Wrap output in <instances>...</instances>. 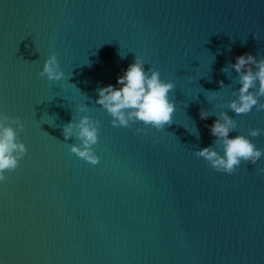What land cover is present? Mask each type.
Segmentation results:
<instances>
[{"label": "water", "instance_id": "1", "mask_svg": "<svg viewBox=\"0 0 264 264\" xmlns=\"http://www.w3.org/2000/svg\"><path fill=\"white\" fill-rule=\"evenodd\" d=\"M245 52L264 56V0H0V109L28 149L0 181V264H264V157L226 173L196 155L221 111L229 136L264 129V110L227 108ZM52 53L64 80L40 75ZM136 55L175 82L172 123L146 134L95 103ZM83 103L97 164L63 136Z\"/></svg>", "mask_w": 264, "mask_h": 264}, {"label": "clouds", "instance_id": "2", "mask_svg": "<svg viewBox=\"0 0 264 264\" xmlns=\"http://www.w3.org/2000/svg\"><path fill=\"white\" fill-rule=\"evenodd\" d=\"M145 64L144 58L136 55L134 61L118 75L115 84L109 83L97 88L95 101L112 117V125L130 127L142 122L145 127H138L136 132L143 134L147 133L149 126L163 129L165 124H171L176 109L175 100L170 95L175 82L163 79L158 68L150 67L146 70ZM230 68L238 73L240 86L235 98L228 102L227 108L235 114L248 113L254 106L257 111L264 110V102L260 100L264 96V56L257 59L251 52L241 53L235 57ZM222 71L228 72L229 67H224ZM40 75L46 76L50 81L66 78L56 53L45 60ZM219 83L223 87L224 81ZM209 94L210 98H214L218 92L212 91ZM88 108L85 103L78 106V110L85 114L78 120L72 119L65 123L63 136L65 140L74 137L79 141L70 145L72 153L87 162L97 164L101 157L94 145L98 143L101 122L86 114ZM199 115L202 120H206L213 113L201 108ZM237 123L228 111L217 114L214 122L208 126L211 135L215 137L213 144L216 146L210 144L198 148L196 155L204 158L217 171L226 173L236 171L242 162L256 164L264 157V148L258 147L251 137L260 135L264 129L250 128L247 135L237 133L229 136L230 132L236 131ZM24 127L19 116H9L0 109V181L5 179L6 171L18 166L20 159L28 151L26 144L18 136V130H23Z\"/></svg>", "mask_w": 264, "mask_h": 264}]
</instances>
